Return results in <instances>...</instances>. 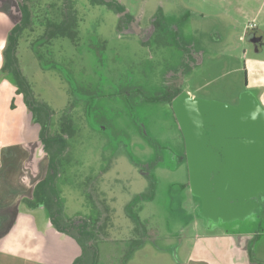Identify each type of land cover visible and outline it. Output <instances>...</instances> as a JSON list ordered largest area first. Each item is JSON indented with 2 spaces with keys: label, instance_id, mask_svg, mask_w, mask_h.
<instances>
[{
  "label": "flooded vegetation",
  "instance_id": "af4514ba",
  "mask_svg": "<svg viewBox=\"0 0 264 264\" xmlns=\"http://www.w3.org/2000/svg\"><path fill=\"white\" fill-rule=\"evenodd\" d=\"M7 2L14 18L2 47L0 78L14 88L18 103L23 105L26 130L36 142V155L45 160L43 177L21 205L38 212L37 216L45 215L49 228L76 247L70 264H97L98 242L125 243L121 264H128L147 242L155 245L159 237L165 242L176 240L182 237L183 228L198 230L202 224L219 230L216 237H243L250 256L249 250L259 247L264 236V204L252 209L242 221L215 224L200 216L201 200L190 189L186 146L173 109L179 96L194 98L184 89L187 78L204 63L203 57L224 51L232 29L223 28V22L207 26L205 14L179 0H161L147 16L142 10L132 12L125 0H0V7ZM93 9L102 10L104 21L84 29L86 14ZM108 14L114 16V26L106 37L101 29L108 26ZM247 30L238 42L260 55L264 36L255 23ZM86 35L90 39L81 43ZM114 39L137 40L152 54L123 55L118 53ZM65 42L72 45L76 57L64 53L69 52ZM21 43L31 49L43 71L53 70L67 84L68 100L59 111L36 97L23 76L16 57ZM232 45L238 48V43ZM241 50V57H247V50ZM130 57H160L155 66L145 67L151 76L143 71L144 87L133 83ZM83 77L87 82L95 80V87L86 84L81 88L78 81ZM150 78L155 85H147ZM146 86L150 96L144 90ZM141 104H156L171 113L178 134L167 141L169 144L158 145L146 132L135 114V107ZM237 104L238 100L232 106ZM92 151L99 155L97 165L87 167L82 157ZM71 162L81 163L76 176L88 185L78 198L82 200L83 195V205L90 209L67 215L66 199L58 183ZM182 167L184 178L167 182L163 173H177ZM163 180L167 190L160 199L157 195ZM82 186L80 183L81 192ZM252 201L258 202L255 198ZM153 205H162L163 209L152 211ZM157 219L166 222V232H159Z\"/></svg>",
  "mask_w": 264,
  "mask_h": 264
},
{
  "label": "rangeland",
  "instance_id": "374dc122",
  "mask_svg": "<svg viewBox=\"0 0 264 264\" xmlns=\"http://www.w3.org/2000/svg\"><path fill=\"white\" fill-rule=\"evenodd\" d=\"M125 1L132 12L142 10L145 16L151 12L155 3L161 2V0H148L149 3L145 5L144 0ZM179 1V3L191 10L205 14L208 22L206 25L209 27L223 22V28L230 27L232 29L230 39H228L230 43H238V48L234 45V48L226 52L221 50L211 57H205L204 63L196 68L190 78H187L184 89L196 99L217 101L229 105L235 104L240 94L246 90L244 87H246L247 82H252L253 75H255L254 72H250L248 76L246 67L248 68L249 62L247 59L254 58L264 61V49L260 55H255L250 46L240 43V41L238 42L237 40L243 33L245 34V32L248 31L247 27L252 23H255L256 30L264 36V0ZM144 6L145 8H150L145 9ZM101 12L102 10L98 9L90 10L89 14H86L88 17H85L84 29L104 21V13ZM108 16L109 17L105 18L108 26L102 27L101 29V34L106 37L112 33L114 26V16L110 14H108ZM11 17L14 18V16ZM11 28V20L0 13V41L3 39L5 42L10 34ZM258 32L257 34H259ZM82 35L83 32L81 31L80 37H82ZM259 35L255 36L258 37ZM112 38L114 37L112 36ZM89 39L90 36L86 35L81 40V43L87 42ZM113 43L116 47L118 46V53L120 52L123 55L152 54L150 49L141 48L139 42L134 39L123 42H117L114 39ZM65 44L69 52L64 53L68 54V57H76L77 55L72 45L69 44V42H65ZM243 48L247 50V57L245 58L241 57V49ZM16 57H18L19 60V68L26 78L27 83L35 92L36 97L38 96L40 100L46 102L53 110L59 111L63 108L68 100V87L64 81L60 80L57 73L53 70L43 71L33 52L29 47H26L25 43L19 44ZM159 58L160 57H130L132 61L131 75L133 76L134 85L140 84L144 87L143 71H145V73L148 71L145 67H147V65L155 66L154 64L158 62ZM146 74L151 76L149 73ZM3 80L6 79L2 78L0 82ZM149 81L150 82L147 83L148 86L152 84L155 85L153 79L150 78ZM78 82L81 88L85 87L86 84H89L90 87H95L96 85L95 80L91 79L87 82L86 77H83ZM99 84H101L100 81ZM1 85L0 83V123L3 120L4 125L2 129L4 133H6L8 129L13 130L12 140L14 141V147L11 146L10 151L4 155L3 158H0L2 160L0 166H4V168L8 169L0 170V181L6 179L5 176H7V172L12 174L13 171L15 172L18 170L20 173L21 185L23 186L29 179L31 180L36 177L35 168L37 162L25 158V150L28 148V146H25L26 143H30L31 146L30 141L32 140V136L31 132H27L24 126L25 112L23 105L18 103L17 98L10 97L11 95L7 93L5 86L1 87ZM148 86H146L144 90L147 95L150 96V90L147 89ZM250 90L247 89L246 91ZM16 104L19 105L16 106ZM111 114L113 116L112 112ZM135 114L139 122L143 124L149 136H152L151 138L160 146L169 144L167 141L173 139L178 134V129L171 117V113L159 105L141 104L135 107ZM131 122L133 126L136 124L133 123L132 119ZM1 145L7 146L10 145V142L0 137V146ZM98 156L96 152L92 151L82 157V162L87 165V167L96 166ZM168 162L169 161L165 159V163L167 164ZM69 164L71 166L67 170L66 176L61 178L58 185H61L62 198L66 199L63 201L65 203L66 213L67 215H72L76 212H85L90 209V206L87 205V208L83 205V195L82 200L78 198L79 195L81 196V193L83 194V187L88 185L83 183L82 180L76 176L79 171L78 166L81 165V163L76 162L75 165V163L71 162ZM87 174L92 175L90 172H87ZM163 174L166 177L165 179H168L167 182H169L173 179H183L185 170L182 167L177 173L166 172ZM131 177L133 176H127L126 178L130 179ZM165 181L166 180H163L161 185L159 183V193L157 197L160 199L163 198L167 190V188L165 189ZM140 182H142V180H140ZM80 183L83 184L82 192ZM135 185L134 179V187ZM23 199L22 197L18 200L17 204H14L13 201L0 202V246L8 250L4 254H0V264H70L76 251L62 246L58 240L52 236L53 234L51 232V235L49 232L43 233V228L45 229L48 227L46 216H37L40 215L38 212L24 208L21 205ZM124 201L125 197L123 202ZM162 207V205H153L150 208L154 211L156 209L162 210ZM34 215L38 219H36ZM155 222L156 227L161 229V231H159L160 233L166 232V222L163 221V219H157ZM191 228H183L182 237L176 240L165 242L162 237H159L155 245L147 242L144 245V249L136 252L133 258L128 261V264H179L180 261H178V259L182 260L180 255H186L183 259L187 257L196 236H205L219 232V230H211V227L209 228L203 224L202 228L198 230H193ZM119 237L120 236L116 235L117 239H120ZM121 237L124 236L122 235ZM259 246L261 248L264 247V236ZM97 247L100 252V258L97 264H121V258L127 250L125 243H115L112 245L111 242H98Z\"/></svg>",
  "mask_w": 264,
  "mask_h": 264
},
{
  "label": "water",
  "instance_id": "95a60500",
  "mask_svg": "<svg viewBox=\"0 0 264 264\" xmlns=\"http://www.w3.org/2000/svg\"><path fill=\"white\" fill-rule=\"evenodd\" d=\"M186 146L188 182L213 223L247 218L264 204V107L251 91L238 104L179 96L173 103ZM255 198L258 202H250Z\"/></svg>",
  "mask_w": 264,
  "mask_h": 264
},
{
  "label": "crops",
  "instance_id": "0c3cea01",
  "mask_svg": "<svg viewBox=\"0 0 264 264\" xmlns=\"http://www.w3.org/2000/svg\"><path fill=\"white\" fill-rule=\"evenodd\" d=\"M7 6H1L0 7V13L5 15L7 18L11 20L12 22V9L11 7ZM3 39L0 41V66L2 63V47L4 45ZM234 48L233 45L228 41L226 43V47L224 48V51H228L230 49ZM205 57H203L204 59ZM249 62L248 68L246 67L248 76L250 72H254L255 75H253L252 82H247L246 87L244 89H251L250 91L256 96L258 99V102L260 105L264 107V61L257 60L254 58L247 59ZM2 85L1 87L5 86V89L7 90V93L10 94V97H15L14 95V88L6 81L3 80L0 82ZM245 90V91H246ZM13 98V99H14ZM15 100V99H14ZM10 105V102H9ZM19 104H16V106ZM4 125L3 120L0 123V137L1 139H7L10 142V145H1L0 146V158H3L4 155H6L10 151V147H14L13 145V130L8 129L6 133H4L2 126ZM24 126L26 128V123H24ZM2 134V135H1ZM31 146L30 143H26V146H28L27 150H25L26 159H31L35 162H37V166L35 168V178L29 179L28 182H26L23 186L21 185V178L19 171H13L12 174L7 172V176H5V180L0 181V202L4 201H13V203L17 204L18 200L23 198H29L31 196L33 187L35 183L40 180L44 175V166H43V159L36 155V142L32 138ZM14 152V151H13ZM14 158V157H13ZM2 160L0 159V163ZM7 168H4V166H0V170H5ZM8 170V169H7ZM22 189H21V188ZM12 203V204H13ZM16 211V208H15ZM35 216V215H34ZM36 217V216H35ZM36 219H38L36 217ZM43 233L50 232L53 234L52 236L58 240V242L64 246L65 248H70L76 251L77 249L75 246L72 245L71 241L68 238L61 239L60 235L54 232L52 229L46 227L43 228ZM51 235V234H50ZM214 234L205 235V236H196L194 238V244L192 248L189 249V252L187 254V257L185 259L184 254H181L182 260L178 259L180 261L179 264H264V247H256L253 250H249L250 256L248 255V251L246 249V242H244V238L241 236H232V235H225V236H219L216 237ZM7 249H4V247L0 246V254H4L7 252ZM251 258V259H250ZM250 259V260H249Z\"/></svg>",
  "mask_w": 264,
  "mask_h": 264
},
{
  "label": "trees",
  "instance_id": "16d2710c",
  "mask_svg": "<svg viewBox=\"0 0 264 264\" xmlns=\"http://www.w3.org/2000/svg\"><path fill=\"white\" fill-rule=\"evenodd\" d=\"M0 79H2V78H0ZM12 107H13V106H12ZM42 184H43V181L40 182L39 185H37L35 189H37V188H38L39 186H41ZM26 201H27V200L23 199V202H26Z\"/></svg>",
  "mask_w": 264,
  "mask_h": 264
},
{
  "label": "built area",
  "instance_id": "2783aa9c",
  "mask_svg": "<svg viewBox=\"0 0 264 264\" xmlns=\"http://www.w3.org/2000/svg\"><path fill=\"white\" fill-rule=\"evenodd\" d=\"M250 26H254V25H250Z\"/></svg>",
  "mask_w": 264,
  "mask_h": 264
}]
</instances>
